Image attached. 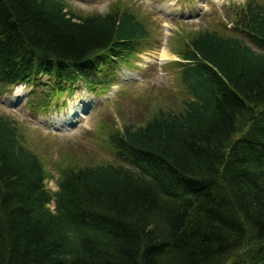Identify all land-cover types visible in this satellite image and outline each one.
<instances>
[{
  "label": "trees",
  "instance_id": "16d2710c",
  "mask_svg": "<svg viewBox=\"0 0 264 264\" xmlns=\"http://www.w3.org/2000/svg\"><path fill=\"white\" fill-rule=\"evenodd\" d=\"M232 23L241 37L186 34L170 65L182 108L108 134L112 161L57 149L56 191L23 125L0 115V264H264V2ZM153 40L120 2L80 15L65 0H0V95L47 77L48 99L27 103L45 112L80 82L105 91Z\"/></svg>",
  "mask_w": 264,
  "mask_h": 264
},
{
  "label": "rangeland",
  "instance_id": "374dc122",
  "mask_svg": "<svg viewBox=\"0 0 264 264\" xmlns=\"http://www.w3.org/2000/svg\"><path fill=\"white\" fill-rule=\"evenodd\" d=\"M247 1L65 0L70 9L80 15L105 14L113 3L125 4L146 22L154 40L149 50L131 59L129 70L116 67L115 74L109 79L111 86L105 92L101 84L84 86L81 82L70 97L63 95L61 99H49L51 107L45 112H32L27 103L36 105L48 99L52 83L47 77L41 78V85L16 86L0 95V115L21 123L28 141L47 159V170L53 174L45 181L47 189H57L59 173L49 166L59 158L57 149L82 158L84 162H110L113 158L108 150V134L120 131L126 125H144L159 109L179 112L185 95L179 82L178 66H170L171 61L180 60L176 52L178 46L179 50L183 49V41L190 37L186 34L204 30L241 37L231 26L234 8L244 6ZM163 47L168 57L160 60ZM101 78H104L103 75L96 80ZM79 105L85 111L81 114L83 119L80 115L71 117V114L63 118L64 122L59 116L55 118V113L66 115ZM56 120L59 121L58 125L69 122L78 124L57 130L54 127Z\"/></svg>",
  "mask_w": 264,
  "mask_h": 264
},
{
  "label": "bare ground",
  "instance_id": "6f19581e",
  "mask_svg": "<svg viewBox=\"0 0 264 264\" xmlns=\"http://www.w3.org/2000/svg\"><path fill=\"white\" fill-rule=\"evenodd\" d=\"M167 57H168V55H167V50L163 47V49H162V51H161V53H160L159 59H160V60H165ZM159 59H158V60H159ZM75 110H76V112H77V113H76L77 116L80 115V118L83 119V115H81V114L83 113V109L81 110V109H80V106H78L77 109H75ZM73 113H74V111H73V109H72V110H71V117H75L74 115H72ZM70 119H71V118H70ZM61 121L64 122L65 119L61 118ZM56 123L59 124V121H57ZM70 123H73V122L65 123V125H63V124H60V125H62V126H66V125H69Z\"/></svg>",
  "mask_w": 264,
  "mask_h": 264
}]
</instances>
